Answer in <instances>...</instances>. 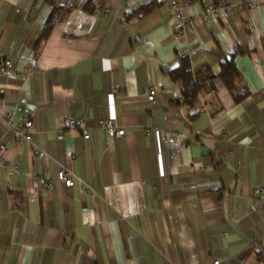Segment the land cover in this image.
<instances>
[{"label":"crops","instance_id":"1","mask_svg":"<svg viewBox=\"0 0 264 264\" xmlns=\"http://www.w3.org/2000/svg\"><path fill=\"white\" fill-rule=\"evenodd\" d=\"M55 1L0 0V55L20 73L0 74V112L34 122L10 142L0 118V264H264V0H182L197 17L183 29L168 0ZM208 3L231 11L203 22ZM182 53L215 75L194 107L172 103ZM230 55L239 74L224 81ZM110 116L122 136L100 127Z\"/></svg>","mask_w":264,"mask_h":264},{"label":"built area","instance_id":"2","mask_svg":"<svg viewBox=\"0 0 264 264\" xmlns=\"http://www.w3.org/2000/svg\"><path fill=\"white\" fill-rule=\"evenodd\" d=\"M168 5L171 11V19L178 28L183 29L187 26H194L196 24L197 17L188 14L185 11L182 0H168ZM242 5L248 9H253L255 3L254 0H243ZM224 11L230 12L231 8H221L213 3H208L201 11L199 19L203 22L215 23L219 21L221 14ZM185 55V53H182L181 57H184ZM0 74H6L11 78H17L20 75L19 70L16 68L14 62L2 55H0ZM147 98L148 100H154V94H149ZM0 118L11 131L12 137L10 142H23L32 140L34 133V122L32 119L18 118L14 110H8L4 113L0 112ZM164 119L166 122H168L170 119V114H164ZM99 125L106 131L108 137L111 139L117 136H122L125 133L123 128H118L114 116L100 119ZM67 126L71 129L80 130L84 139H90L89 127L84 119L70 117L67 119ZM151 131V128H146L147 134H150ZM161 138L163 141L170 144L176 142V138L167 131L162 133ZM8 147L9 143L0 142V160ZM37 154L39 156L45 155L43 151H37ZM57 180L62 182L67 187H71L75 184V177L72 170L63 164L60 165L57 171ZM45 182L48 186H52L54 184V181L51 178H45ZM83 191L85 192L87 190L83 189ZM256 193L263 194L264 186L256 188ZM66 238H69V236L67 235ZM226 262L229 263L228 260ZM214 264H221V261L214 260Z\"/></svg>","mask_w":264,"mask_h":264},{"label":"trees","instance_id":"3","mask_svg":"<svg viewBox=\"0 0 264 264\" xmlns=\"http://www.w3.org/2000/svg\"><path fill=\"white\" fill-rule=\"evenodd\" d=\"M50 2L53 5V9H57L59 7L55 0H50ZM151 8L152 7L150 4H146L138 8L133 14L140 15L150 11ZM50 21L46 23L41 37L46 36L49 32L51 24ZM167 74L171 81L178 82L180 84V93L172 101L173 105H186L188 107L195 106L198 94L200 93V91H202L204 87L203 80L205 78L213 79L215 77L213 73L208 74V72H206L205 68L203 67L193 69L190 60L186 55L184 57H181L180 63L176 67L169 69L167 71ZM238 74L239 72L236 67L235 55H230L226 57L221 62V70L219 71L218 76H220V78L224 81H230L237 77ZM248 92L249 90L245 89V91H243L237 96V99L245 97ZM194 115L195 114H192L191 116L193 117Z\"/></svg>","mask_w":264,"mask_h":264}]
</instances>
